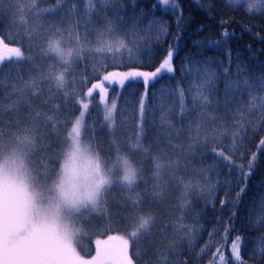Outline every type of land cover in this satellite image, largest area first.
I'll list each match as a JSON object with an SVG mask.
<instances>
[{"label":"snow or ice","instance_id":"6c2138e0","mask_svg":"<svg viewBox=\"0 0 264 264\" xmlns=\"http://www.w3.org/2000/svg\"><path fill=\"white\" fill-rule=\"evenodd\" d=\"M44 2V0H39ZM38 0H32L30 5H25L22 8L19 4L16 5L20 13L19 23L26 29L19 43L20 47H10L5 43L4 36H0V62L5 60L3 52L6 50L10 55L17 59L13 61L9 67V77L12 76L13 70L17 73L14 79L18 83H22V87L13 84L11 91L4 97L8 101L6 105L0 102V264H135L133 255H139L135 252V241L144 234L150 232L154 224L155 216L151 211L148 213L140 212L139 209L144 204L145 196L150 195L153 200H162L167 189V181L165 174L172 168L174 161H164L160 159L163 155V150L160 155H153L151 145L145 147L143 140L145 137L144 123L147 121L145 99L148 95L147 86L159 79L164 73H174L175 66L173 61L177 53V44L179 37L173 36V44H170L164 49V55L160 57L158 66L152 68L153 50L150 47H141L139 40L127 39L128 36L135 34L138 30L145 34L148 41H154L159 44L162 36H167L169 33V25L154 16L148 20L147 26L141 29L137 28L139 22L146 15L143 11L139 14H133V23L128 32L123 33L121 38L116 35L117 25L106 18H103L100 31L96 32L94 42H89L85 45L84 41L88 39L87 35L81 37L80 32L76 30L79 27L69 26L68 35L71 40H65V28L57 26L55 23H48L45 31L41 33L42 37L47 41V48L44 55L51 54V58L55 62L62 64V68L57 71L55 64L47 70L41 69L32 79L28 81L22 80L20 77V69L15 67L16 64L26 63L29 65L27 71L32 73L35 67V60L31 54H26L25 41L32 39L33 29L28 28L30 20L24 18L25 8H35L36 16L48 14L55 16L57 11L68 7L63 4V0H57L55 7L40 9ZM116 0H84V12L86 13V24L91 23L93 14L99 15L104 7L109 3H115ZM164 5H168L170 0H162ZM195 3L202 9L207 10L213 5H204L201 0H194ZM228 5H238L241 0H225ZM174 10L179 13L175 17L177 30L185 26L191 21V17H185L182 10L172 0ZM97 4L101 8L97 9ZM2 11V9H0ZM69 11H78L76 0H73ZM248 14H254V9L249 6L246 8ZM211 15V13H208ZM117 19H122L119 16V10H116ZM67 17L62 15L61 22ZM224 21H221L223 24ZM40 27H44L41 25ZM202 27V26H201ZM198 29L197 31H199ZM222 36H228L225 30L221 33ZM213 44L219 48V41H193V44L200 48L199 54L203 56V47L207 44ZM70 45V46H68ZM250 47V46H249ZM86 52H90L93 56L103 57V59H95L90 61L93 65L92 73L89 77L80 79V87H83L90 82L92 78H96L97 82L92 83L91 87L87 88V93L80 91L77 87L76 75L73 74L74 62L86 60L88 57ZM126 53V55H125ZM229 65L232 62L231 51H226ZM239 59V56H237ZM212 58H204L197 60L191 53L186 54L182 59L181 68L183 71L186 67L189 72L199 73V83L192 84L188 88L191 93L195 89V94L192 95L194 104H202L204 107H210L213 101L209 99V95L216 90V82L220 78V74L211 66ZM223 65V61L219 62ZM242 63V62H241ZM129 64H135L136 67L130 68L128 71H111L106 69L111 66L114 68L125 67ZM105 72L102 80L99 78L100 70ZM151 69V70H149ZM247 71L246 67L242 68L237 64L236 78H231V72L228 67L223 68L225 76V92L226 95L239 89L240 85H246L248 89L250 101L247 104V109L258 108L260 116L257 120L250 123L252 131H258L261 122H264V97H259L260 103L257 104V97L252 96V91L259 89L264 92V75L258 77L245 76L242 80L240 76ZM140 80L145 85V92L141 95L139 101V119L138 131L134 133L135 143L130 144L129 150H135L144 157H151L153 163L152 177L154 184L151 193L147 190L139 191L136 189L137 184L143 178V168L136 167L129 159L121 161L117 158V163L107 168L108 176H105L101 171V160L99 154L93 155L95 149L88 144L82 148L81 129L84 127L82 117L90 108V104L84 102L79 97L87 95L91 97L94 90H99V101L103 102L104 115L103 120L109 122L108 128H112L115 124L114 113L117 105L115 101L111 106L107 104L108 89L104 82H118L123 87L126 82ZM46 81L55 82V92L59 93L65 103L79 104L84 110L80 112V116L75 117L74 122L71 118L59 119L55 113L60 111V105L49 103L51 97L45 96V88L43 84ZM3 77H0V84H3ZM70 86V87H69ZM163 91V90H162ZM169 91L178 101L176 105L179 115L183 117L187 112L185 101V89L177 87L169 89ZM41 106V110L37 107ZM23 110L25 118H21L19 113ZM74 109H68L73 111ZM235 119L244 120L246 117L242 114ZM150 114V113H149ZM7 117H13L6 124L2 123ZM209 118L212 120L218 119L210 114L202 115L201 120ZM71 124L70 131L64 137H59L55 141L47 140L50 133H58L60 127L67 128ZM104 125L101 124V128ZM174 126L169 124L167 131L171 135V129ZM202 125L197 123L195 133L189 137L188 147L195 150V145L203 138V147H207L209 143L215 144L222 142L221 138L226 135L222 132L218 135L208 136L206 131L202 130ZM232 140L229 146L230 151H236L244 140V133L248 128L243 125H233ZM94 134V133H93ZM177 138L179 133H175ZM130 137L129 139H131ZM71 141L72 150L65 155V150L62 145L68 144ZM57 143L59 150L52 149L48 151L49 145ZM112 143L115 144V141ZM171 144V139L169 140ZM259 146L264 148V137H261ZM116 150L119 152L120 146L116 145ZM183 151V148H181ZM215 157L213 163L209 165L208 171L223 164L232 171L238 169L239 173L236 177L237 183H243L237 193V198L246 190L247 180L252 175L255 169L257 154L253 153L246 164L235 163L231 155H226L223 149L217 151L216 147L210 149ZM63 156V163L58 164L57 161ZM243 159V154H241ZM82 161V163H78ZM142 163V161H141ZM119 171L123 175H117ZM178 185L183 187L185 191H192L195 188L203 187L198 182L189 180L185 183L182 177L172 176ZM119 183L121 187L128 189V195L125 200L132 207L137 215L134 217L135 223L133 229L126 237H109L108 241H96V255L90 260L82 257L75 248L74 241L77 240L79 234L82 233V227H78L84 220V214L90 212H100L106 204L104 193L113 186ZM107 187H106V186ZM214 188V186H209ZM59 197V199H57ZM190 202L184 198V203L179 207H186ZM225 201H221L224 204ZM45 205L51 206V210ZM63 205V207H61ZM262 210H264V201H262ZM104 213L107 210L104 209ZM232 217L230 216L229 219ZM110 219V217H109ZM230 227V226H229ZM177 228L180 231L191 235V229L186 225L179 224ZM228 232V227L225 228V233ZM162 239L167 237L162 236ZM117 240L118 243L112 244L109 241ZM194 240V238H193ZM264 241V237L258 238ZM240 237L233 240L231 249L235 258L236 264H244L240 257ZM103 244V247L100 245ZM133 248V255L129 254V248ZM191 250V247H190ZM264 255V249H257ZM173 253V256L179 254V250L169 245L167 248L157 249L156 264H187V261L182 259H169L168 253ZM223 259V258H222ZM224 264H227L225 261Z\"/></svg>","mask_w":264,"mask_h":264},{"label":"trees","instance_id":"16d2710c","mask_svg":"<svg viewBox=\"0 0 264 264\" xmlns=\"http://www.w3.org/2000/svg\"><path fill=\"white\" fill-rule=\"evenodd\" d=\"M31 2L32 0H0V9H2L0 11V36L6 37L5 43L9 44L10 47H20L19 41L26 31L19 23L20 13L16 5L19 4L24 8ZM56 2L57 0H44V2H39V7L40 9L53 8ZM72 2L73 0H63V4L68 7L57 11L55 16L48 14L36 16L35 8H25L24 18L31 21L27 27L33 29L32 39L25 41L26 54H31L34 57L35 67L34 71L29 73L27 71L28 64H16L15 67L20 69L19 75L22 80L32 79L41 69L47 70L53 64L57 70L59 69L51 56L44 55V47L47 45V41L41 33L45 31L48 23H55L57 26L65 28V40L73 39L68 35L69 26L75 27L78 24L79 27L76 30L80 32L81 37L87 35L88 39L84 41L87 45L89 42H94L96 32L102 30L103 18L113 21L117 25L115 34L124 38L123 33L128 32L133 23V14H139L143 11L146 15L137 25L138 29L146 27L148 20L153 16L169 25L170 34L162 36L159 44L148 41L145 34L139 30L127 37L130 40H139L141 47L147 46L153 50L152 68L158 66L160 57L165 54L163 50L173 44V36L179 37L176 42L177 53L173 61L175 72L162 74L159 79L147 87L148 95L145 100L147 121L144 123L143 144L145 147L151 145L153 155L159 156L160 151L163 150L160 159L174 161L172 168L166 173L170 182L172 181L170 172H174L182 174L184 180H193L203 187L193 189L180 199L177 190L179 185L175 184L173 197L179 201H174L171 206V218H176V220L173 223L166 222V217L169 215L165 216V214L162 222L153 224L149 232L150 235H141L135 241V252L139 255H133V248H129V254L133 255L135 264H156L157 249L167 248L169 245L179 250V254L176 256L169 252V259H182L187 261V264H224L225 261L227 264H236L231 249L232 242L236 237H240V257L244 264H264V255L257 251V249H264V241L258 240V238L264 237V210L261 207L262 201H264V148L259 146L261 137H264V122H261L258 131H252L249 125L260 116L259 109H247L246 106L251 97L246 85H240V88L244 89L243 91L237 89L226 95L225 76L223 74V68L228 67L232 74L231 78L235 79L237 64H239L240 67L247 69L240 76L241 80L245 76L258 77L264 75V0H241L238 5H228L225 0H201L205 6L213 5L207 10H202L194 0H174L175 4L182 10L183 15L191 17V21L179 30H177L175 23V17L179 13L174 10L172 0L168 5H164L162 0H116L115 3H109L102 11H99V15L93 14L90 24L85 22L84 0H76L78 11L70 12L69 8ZM249 6L254 9V14L246 12V8ZM100 8L101 5L97 4V9ZM116 10H119V16L122 19H117ZM209 12L211 15L208 14ZM62 15L67 17L63 23L61 22ZM221 21L224 23L221 24ZM41 25L44 27H40ZM198 29L200 30L197 31ZM225 30L228 32V36L221 35ZM193 41L202 43L219 41L221 47L218 50L215 45L209 43L203 47V56H201L199 54L200 48L194 45ZM228 50L231 51L232 62L230 65L225 54ZM189 53L197 60L212 58L211 66L220 74V78L216 82V90L209 95V99L213 101L210 107H204L199 103L194 104L192 95L195 94V89L191 93L187 91L190 85L199 83V73L189 72L186 67L183 71L181 70L184 67L182 59ZM3 54L5 60L0 62V77H3L4 83L0 84V102L6 105L8 101L4 97L11 91L12 85L17 84L18 87L23 85L14 79L17 75L14 70L11 77L8 75L9 67L17 58L10 55L6 50ZM85 55L88 58L74 62L72 71L73 74H77L78 89L87 93V88L91 87L92 83H96L97 79L92 78L83 87H80V79L89 77L92 73L93 65L90 61L103 59V57L93 56L90 52H86ZM220 61L224 62L223 65L219 63ZM133 67L136 65L129 64L119 68L109 66L106 71L123 72ZM104 72V69L100 70L99 78L101 80ZM177 82H179L180 88L185 89L184 103L187 112L183 117L179 115L176 107L178 101L169 91V89L177 87ZM43 87L46 90L45 96L40 97V99L51 97L50 104L62 103L61 113L64 114L65 119L71 118L74 121L75 117L79 116L80 105L65 103L64 98L55 92L54 81H46ZM107 89L108 101L116 89L114 90L112 87ZM143 90L144 84L141 81L129 82L122 89L116 103L115 124L111 129L107 126L108 122L103 120V102L98 103L99 90H94L91 96L93 105L84 119L85 135L88 138L102 136L111 145L110 151L117 154V157L129 153L128 146L135 143L134 133L138 131L140 123L139 101ZM251 95L258 98L256 103L259 104V97H264V92L256 89L252 91ZM85 96H81L79 99ZM68 109L74 110L68 111ZM242 109L244 110L242 114L246 119H235L241 114ZM37 110H41V106L38 105ZM206 114L218 119L205 118L201 120L200 117ZM19 115L22 119L25 118L23 110L20 111ZM12 119L13 117H7L2 123L6 124ZM197 123L203 126L202 130L206 131L209 137L222 132L226 133L221 138L222 142L209 143L205 148L203 147V138H201L195 145L194 151L189 149V137L194 135ZM101 124L104 125L103 128H101ZM169 124L174 126L171 129V135L166 130ZM233 125H243L248 128L247 132L243 134L242 144L236 151L229 150L232 132L234 131ZM177 132L179 133L178 138L175 135ZM130 137L132 138L129 139ZM52 139L55 141L57 137ZM170 139L171 144L169 143ZM113 141L115 144L112 143ZM116 145L120 146L119 152L116 150ZM59 147L61 146L57 143H52L48 151L54 148L59 150ZM212 147H216L217 151L223 149L225 154L231 155L237 164H246L253 153L257 154L255 169L247 180L246 190L239 198H237V193L241 187H244V184L237 183L238 169L229 171L227 167L220 164L212 171H208L209 165L213 163L214 159H219L210 151ZM241 154H243V159L240 158ZM143 158L152 160L151 157L143 156ZM149 167L153 169V163L150 162ZM209 186H214V188ZM185 197L190 202L189 205L179 207L178 205L184 203ZM221 201H225V203L221 204ZM115 211L116 222L120 221L115 223L118 227H125L132 216V221L136 222L134 221L136 211L128 204L125 197L121 196ZM230 216L231 219H229ZM163 219H165L164 222ZM179 224L186 225L191 229V235L180 231L177 228ZM226 227H228L227 233H225ZM107 231L113 233V222L108 226ZM104 233L99 236H104ZM162 236L167 237V239H162Z\"/></svg>","mask_w":264,"mask_h":264},{"label":"rangeland","instance_id":"374dc122","mask_svg":"<svg viewBox=\"0 0 264 264\" xmlns=\"http://www.w3.org/2000/svg\"><path fill=\"white\" fill-rule=\"evenodd\" d=\"M44 48L46 50L47 45H45ZM48 55L51 56V54H48ZM55 63L58 65L59 69L57 71H59L62 68V64L59 62H55ZM164 74H173V73H164ZM136 81H140V80H136ZM104 83H105V87H107V88L112 87V88H114V90L116 89L114 94L111 95L110 99L107 101L108 106H111L113 101H115V103L118 102V99H119V96H120L122 89L129 82H126L125 86H123V87H121L118 84V82H104ZM144 92H145V85H144L143 93ZM82 99L84 100V102L89 103L90 107L93 105V100L91 99V97L86 95ZM55 104H59L61 106L60 111L55 113V115L59 119H65L64 114L61 113L62 108H63V104L62 103H55ZM102 108H104L103 103H102ZM89 109L85 112V116L87 115V112L89 111ZM81 111H84V110L82 108H80V112ZM79 116H80V114H79ZM85 116L82 117L83 125H84ZM69 126L71 127V124H69L67 128L60 127L58 130V133H54V132L50 133L49 136L46 138V142H47V140H53L52 138H56L57 135L59 137L60 136L61 137L66 136L67 132L70 129ZM81 133H82V135H81L82 141L86 145L90 144L95 149V151L93 152V155L99 154L100 160L106 166V168H109L113 164L117 163V158L120 156H127L129 158V160L133 163L134 166L142 167L143 168V178L141 181L138 182L137 187H136V189H134V191H136V190L145 191V189H146L148 193H151L152 186L155 182L153 177H152L153 169H152V167H149V163L150 162L152 163V160H147V159L143 158V156L140 153H137L133 150H131L126 155L121 154L117 157V154L112 153V151H110L111 145L109 143H107V141H105V139L102 136H99L96 138H88L84 133V127H82V129H81ZM66 145L67 144H64V146L62 145L64 150H65ZM49 148H50V145L48 147V150H49ZM63 159H64V157L61 156L59 158V160L57 161V163L62 165ZM141 161H142V163H141ZM78 163H82V161H78ZM170 173L172 174V176L182 177V174H178V173H174V172H170ZM122 174H123L122 171H119L117 173V175H122ZM170 177H171V175H170ZM165 180L167 181V189L164 193L163 199L162 200H153L150 195H146L145 200H144V204L139 209V211L143 212V213H148L149 211H151L152 214L155 216L154 224H158V223H160V221L162 222V218L165 214H166L165 216L169 215L168 217H166V222H172L173 223V221L176 220V218H173V219L171 218V206L173 205L174 201L175 202L179 201V200H175L173 197L175 184H177V183L174 179H171L172 181L170 182L169 179L166 177V174H165ZM184 181H185V183L188 182V180H186V179ZM177 190H178V195H179L180 199L182 197H184L185 194L190 192V191H185V189L183 187H181L180 185H179ZM123 192H124V194H123ZM126 195H128V189L121 187L119 183L114 182L113 186L111 188H109L104 193V198L106 200V204L101 209V211L100 212H90V213L84 214L83 222L81 224L77 225L78 227H82V233L79 234L77 237V240L74 241L76 251L82 257L90 260L93 256L96 255V248H97L96 241L97 240L105 242V241H108L109 237H126L127 234L133 229L135 223L138 222V221H136L134 223L132 221L133 220V216H132L128 220L125 227H118L115 224V223L120 222L119 220H118V222H116L115 208H117L118 202H119V199L121 198V196L125 197ZM104 209L107 210L106 214L104 213ZM134 215L136 216L137 212H135ZM109 217H110V219H109ZM164 220L165 219H163V222H164ZM112 222H113V230L114 231H113V233H109V231H107V228L109 225L112 224ZM179 222L183 223V221H181V220H179ZM104 232H106V233H104ZM103 233H104V236H102V237L99 236L100 234H103ZM146 235H150V233H147ZM109 243L115 244V243H118V241L113 240V241H109ZM100 247H103V244H101Z\"/></svg>","mask_w":264,"mask_h":264},{"label":"clouds","instance_id":"9594fccd","mask_svg":"<svg viewBox=\"0 0 264 264\" xmlns=\"http://www.w3.org/2000/svg\"><path fill=\"white\" fill-rule=\"evenodd\" d=\"M69 131H70V129H69ZM81 147L82 148H85V147H87V145L82 141V143H81ZM71 150H72V144H71V141H69V143L66 145V147H65V155H67L68 153H70L71 152ZM3 158L2 157H0V160H2ZM120 159H121V161L122 160H124V159H129L127 156H120ZM129 162L130 163H132L130 160H129ZM101 171H102V173L105 175V176H108L109 174H108V172H107V168H106V166L101 162ZM123 173V172H122ZM123 175V174H122ZM106 186V185H105ZM57 199H59V197L57 198ZM46 207H48L49 208V210H51V206H49V205H45ZM61 207H63V205H61Z\"/></svg>","mask_w":264,"mask_h":264}]
</instances>
